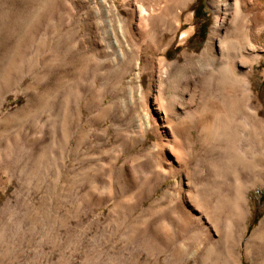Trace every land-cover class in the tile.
Wrapping results in <instances>:
<instances>
[{
    "label": "rangeland",
    "instance_id": "rangeland-1",
    "mask_svg": "<svg viewBox=\"0 0 264 264\" xmlns=\"http://www.w3.org/2000/svg\"><path fill=\"white\" fill-rule=\"evenodd\" d=\"M98 2H8L13 13L28 6L29 25L6 49L0 42V264H202L203 253L176 261L165 249L160 198L175 178L145 179L141 158L155 138L131 145L132 111L121 87H111L116 71L91 47L83 15ZM190 12L194 32L185 43L177 32L170 60L204 46L214 19L208 0H195ZM260 63L253 80L264 101ZM246 197L247 230L228 228L240 254L264 216V181Z\"/></svg>",
    "mask_w": 264,
    "mask_h": 264
},
{
    "label": "bare ground",
    "instance_id": "bare-ground-1",
    "mask_svg": "<svg viewBox=\"0 0 264 264\" xmlns=\"http://www.w3.org/2000/svg\"><path fill=\"white\" fill-rule=\"evenodd\" d=\"M124 1L123 10L99 0L83 15L91 47L116 71L111 87H121L132 111V147L154 135L141 158L149 161L145 179L175 178L162 192L158 217L170 259L203 253L202 264H264V216L241 254L228 231L247 230L246 191L264 181V101L253 80L264 60V0H208L214 19L203 48L171 60L166 53L177 32L181 43L194 32L195 0ZM8 2L0 7L5 49L29 25L28 6L13 13ZM124 165L119 169L136 179Z\"/></svg>",
    "mask_w": 264,
    "mask_h": 264
},
{
    "label": "trees",
    "instance_id": "trees-1",
    "mask_svg": "<svg viewBox=\"0 0 264 264\" xmlns=\"http://www.w3.org/2000/svg\"><path fill=\"white\" fill-rule=\"evenodd\" d=\"M201 37H202V38H204V37H205V34H204V35H202Z\"/></svg>",
    "mask_w": 264,
    "mask_h": 264
}]
</instances>
